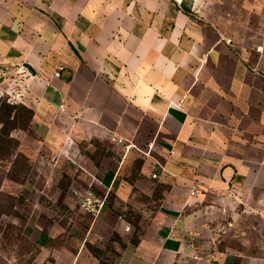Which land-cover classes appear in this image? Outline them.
Masks as SVG:
<instances>
[{
  "label": "crops",
  "instance_id": "1",
  "mask_svg": "<svg viewBox=\"0 0 264 264\" xmlns=\"http://www.w3.org/2000/svg\"><path fill=\"white\" fill-rule=\"evenodd\" d=\"M0 67L30 74L39 185L71 208L82 169L118 264H264V0H0Z\"/></svg>",
  "mask_w": 264,
  "mask_h": 264
},
{
  "label": "rangeland",
  "instance_id": "2",
  "mask_svg": "<svg viewBox=\"0 0 264 264\" xmlns=\"http://www.w3.org/2000/svg\"><path fill=\"white\" fill-rule=\"evenodd\" d=\"M6 72V79L0 80V119L5 117L6 104L18 106L16 114L20 118L15 128L7 129L11 128L9 138L0 151V264H118L114 244L97 246L90 235H84L90 229L89 214L80 207V195L86 189L80 186V179L76 180L83 170L78 167L73 173L77 196L71 208L58 199L55 187L45 190L39 185L37 174L44 172L34 169V161L37 154L46 160L52 154L43 143L46 127L44 123L36 126L32 118L28 120V112L21 108L24 104L19 94L25 93L22 83L30 74L25 68ZM51 178L66 177L57 170ZM226 225L224 218L212 221L214 245L212 249L206 247L204 255L226 249ZM231 237L234 241L235 233ZM229 240L234 248L235 242Z\"/></svg>",
  "mask_w": 264,
  "mask_h": 264
},
{
  "label": "trees",
  "instance_id": "3",
  "mask_svg": "<svg viewBox=\"0 0 264 264\" xmlns=\"http://www.w3.org/2000/svg\"><path fill=\"white\" fill-rule=\"evenodd\" d=\"M18 106H14V105H11V104H6L5 105V113H4V118L3 119H0V123L2 124V128H1V131H0V151L2 149V147L4 146L5 142H6V138H9V129L7 131V129L10 127V126H14V128L16 127V121L19 120L20 118V114H16V108ZM21 108L25 111L28 112V120L33 118V111L28 109L27 107L25 106H21Z\"/></svg>",
  "mask_w": 264,
  "mask_h": 264
},
{
  "label": "built area",
  "instance_id": "4",
  "mask_svg": "<svg viewBox=\"0 0 264 264\" xmlns=\"http://www.w3.org/2000/svg\"><path fill=\"white\" fill-rule=\"evenodd\" d=\"M6 72L4 68L0 67V76H5ZM116 141V139H113ZM121 141L122 140H117ZM153 178H156V175H153ZM104 200L97 198L91 190H88L84 197L81 200V209L86 213L90 214L93 218H97L104 206Z\"/></svg>",
  "mask_w": 264,
  "mask_h": 264
}]
</instances>
